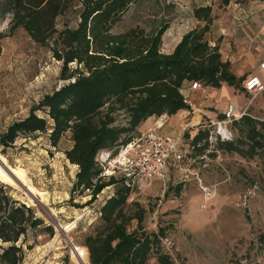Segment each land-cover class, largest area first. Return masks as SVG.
<instances>
[{"label":"trees","instance_id":"16d2710c","mask_svg":"<svg viewBox=\"0 0 264 264\" xmlns=\"http://www.w3.org/2000/svg\"><path fill=\"white\" fill-rule=\"evenodd\" d=\"M230 1L219 0L218 6ZM81 2L76 26L58 29L57 18L69 9L71 0H0V21H6L5 30L0 29V42L22 29L60 62L61 81L27 116L0 133L1 151L35 132L46 134L56 147L68 133L71 146L63 152L77 167L70 200L75 194L88 196L87 205L106 188H113L99 207L92 232L84 236L82 246L70 250L76 264H148L151 259L157 264H173L162 244L172 224L148 230L144 206L135 200L128 202L131 180L119 173L107 175L98 154L131 143L141 133L137 132L139 125L150 116L189 110L181 93L185 82L199 81L214 88L225 83L242 91L243 79L233 74L228 61L221 60L218 45H210L207 39L214 18L210 5L193 9L198 23L182 34L170 53H163L165 24L150 31L134 26L113 32L137 0ZM233 124L241 135L229 141L217 138V149L243 158L260 157L264 177V120L247 114ZM209 132L198 130L191 138V148L202 152ZM9 190L0 183V241L4 245L0 264H22L24 249L31 248L39 232L53 236L54 231ZM257 240L264 245V233Z\"/></svg>","mask_w":264,"mask_h":264},{"label":"rangeland","instance_id":"374dc122","mask_svg":"<svg viewBox=\"0 0 264 264\" xmlns=\"http://www.w3.org/2000/svg\"><path fill=\"white\" fill-rule=\"evenodd\" d=\"M218 3L219 0H137L114 26L113 32L134 26L150 31L165 24L167 28L160 49L167 51L177 34L188 30L181 27V23L188 28L195 26L192 15L195 7L210 5L213 24L218 12L223 11ZM81 9V0H71L69 9L57 18L56 27L76 26ZM5 28L6 21H0V29ZM59 74L60 62L34 43L22 29L3 38L0 42V133L13 121L27 116L44 94L58 87L61 83ZM238 93L241 94V90ZM247 97L252 100L250 114L264 119V91L253 98L245 95L244 102ZM225 106L226 102L224 105L214 103L210 110L219 119ZM189 112L182 122L185 156L180 167L171 169L161 181L131 183L128 202L135 200L144 206V226L148 230L172 224L162 244L173 264H264V245H259L257 240L264 233L261 159L243 158L235 152L217 149L215 133L218 126L205 119L198 122V116L191 120L193 113ZM122 117L118 116L119 119ZM226 128L232 134L231 139L220 141L236 140L241 135L233 123L227 124ZM206 129L210 131L208 145L202 152L191 148L193 135ZM70 146L68 133L53 147L46 134L35 132L28 137L21 136L4 152L0 147V160L9 163L10 173L15 178L13 180L0 165V183L9 186L12 197L31 206L54 231L53 236L43 230L39 232L31 248L24 249L22 264H76L70 250L82 246L84 236L92 232L97 222L103 199L113 191L112 187L106 188L87 205L88 196L75 194L70 200L77 170L63 152ZM119 149L98 154V160L104 162L109 171L116 168L112 160ZM20 185H24L35 199ZM201 186L210 189L213 195L205 208L201 206ZM58 224L65 226L67 231L59 230ZM1 246L4 245L0 241ZM148 264L157 263L151 259Z\"/></svg>","mask_w":264,"mask_h":264},{"label":"crops","instance_id":"0c3cea01","mask_svg":"<svg viewBox=\"0 0 264 264\" xmlns=\"http://www.w3.org/2000/svg\"><path fill=\"white\" fill-rule=\"evenodd\" d=\"M250 2H257L258 4L230 2L227 6H223V11L218 12V18L214 19L213 24L211 23L207 33L210 45H218L221 60L230 63L233 74L238 78H242V83L251 75L260 76L264 82V75L259 69L260 61L264 60V0H252ZM213 13L216 12L213 11ZM197 23L196 21L195 25ZM186 31L178 33L170 48L167 51L161 48V52L170 53ZM181 93L190 109L180 110L171 116L167 115L165 123L158 129L166 137L173 138L182 135V122L190 110L193 113L191 120L198 116V122L205 119L207 123L214 125L217 120L222 119L229 103L234 105L236 112H240L247 107V112L250 114L252 101L248 103L249 97L246 98L245 102L243 101L245 95H250L244 90L239 94L238 89L225 83L220 88L203 85L200 89H191L189 82H185ZM214 99L215 102H213ZM225 102L226 106L221 111V116H219L221 118L218 119L214 115L215 113L210 110V107L214 103L224 105ZM156 119V116L148 117L139 125V132H145L153 127Z\"/></svg>","mask_w":264,"mask_h":264},{"label":"built area","instance_id":"2783aa9c","mask_svg":"<svg viewBox=\"0 0 264 264\" xmlns=\"http://www.w3.org/2000/svg\"><path fill=\"white\" fill-rule=\"evenodd\" d=\"M180 26L188 29V26L182 23ZM259 69L264 75V60L260 61ZM189 84L191 89H200L203 87V84L199 81H192ZM242 88L253 98L264 91V82L260 76L251 75L243 81ZM251 101L249 99L248 103ZM247 114H249L247 107L240 112H236L234 105L229 103L223 113L222 119L215 122L218 126L215 133L216 138L220 140L231 139L232 134L227 130L226 125L239 120L243 115ZM166 117L167 115L165 114L158 116L153 127L140 133L139 137L120 148L116 158L112 160L116 168L113 171L105 168V173L107 175L115 173L123 174L134 184L138 182L164 180L171 169L179 168L185 156L183 154L182 136L173 138L166 137L158 131L165 123ZM222 125L224 130L219 129ZM108 157L109 153H107L106 158ZM100 162L104 164V162ZM201 188L203 190V203L201 206L205 208L206 203L213 195L212 191L207 187L201 186Z\"/></svg>","mask_w":264,"mask_h":264},{"label":"water","instance_id":"95a60500","mask_svg":"<svg viewBox=\"0 0 264 264\" xmlns=\"http://www.w3.org/2000/svg\"><path fill=\"white\" fill-rule=\"evenodd\" d=\"M1 159V158H0ZM0 165H1V167H2V169H4L6 172H7V174L13 179V180H15V178L12 176V174L10 173V166H9V163H7V162H2L1 160H0ZM23 189H24V191L28 194V195H30L33 199H35V196L34 195H32L30 192H28V190H27V188H25V186L24 185H20ZM77 221V219L75 220V222ZM58 228H59V230H61V231H65V228L64 227H62L61 225H59L58 224ZM71 243V242H70ZM71 245L73 246V244L71 243Z\"/></svg>","mask_w":264,"mask_h":264},{"label":"bare ground","instance_id":"6f19581e","mask_svg":"<svg viewBox=\"0 0 264 264\" xmlns=\"http://www.w3.org/2000/svg\"><path fill=\"white\" fill-rule=\"evenodd\" d=\"M188 125H189V126H192V124H190V123H188ZM219 129H220V130H224L223 126H220ZM74 223H75V220H74ZM64 228H65V226H64ZM65 230L67 231V228H65Z\"/></svg>","mask_w":264,"mask_h":264}]
</instances>
